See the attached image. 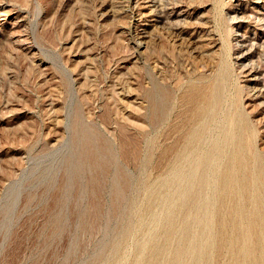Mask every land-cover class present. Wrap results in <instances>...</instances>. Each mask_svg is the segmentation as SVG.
Masks as SVG:
<instances>
[{
    "label": "rangeland",
    "instance_id": "rangeland-1",
    "mask_svg": "<svg viewBox=\"0 0 264 264\" xmlns=\"http://www.w3.org/2000/svg\"><path fill=\"white\" fill-rule=\"evenodd\" d=\"M209 80L216 117L179 159L183 94ZM236 100L264 152V0H0V264H143L156 244L163 263L197 214L180 187L222 145ZM203 212L196 240L216 232ZM229 263L226 248L210 261Z\"/></svg>",
    "mask_w": 264,
    "mask_h": 264
},
{
    "label": "bare ground",
    "instance_id": "bare-ground-1",
    "mask_svg": "<svg viewBox=\"0 0 264 264\" xmlns=\"http://www.w3.org/2000/svg\"><path fill=\"white\" fill-rule=\"evenodd\" d=\"M250 68L251 71L259 70L254 65ZM222 74L223 79H226L228 71L224 69ZM221 92L219 83L209 80L207 85L204 81L198 84L192 82L183 94V100L190 103L191 111L183 137V150L178 153L179 159L186 157L184 153L187 149H192L194 153L199 148L210 121L216 117L217 105L222 99ZM223 118L225 131L222 145L220 139L206 150L199 162L197 159L198 174L192 177L195 184L180 187L181 208L191 215L190 209L195 207V219L193 217L194 220L187 219L184 222L182 239L170 257L161 263L166 247L152 245L151 256L144 259L143 264H210L223 248L228 250L229 264H264V152L255 149L256 130L240 102L233 101ZM219 151L225 157V163L216 186L214 183V196L210 198L207 172L213 167ZM173 171L178 179L185 177L182 168ZM203 211H208L205 226L216 224V232L204 233L202 238L196 240L190 223L199 221ZM175 216V213H169L165 222L166 243L176 232ZM194 251L193 259L187 262V256Z\"/></svg>",
    "mask_w": 264,
    "mask_h": 264
}]
</instances>
